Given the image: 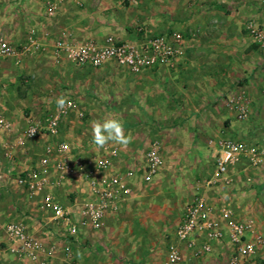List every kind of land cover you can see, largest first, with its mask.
I'll use <instances>...</instances> for the list:
<instances>
[{"label": "crops", "instance_id": "obj_1", "mask_svg": "<svg viewBox=\"0 0 264 264\" xmlns=\"http://www.w3.org/2000/svg\"><path fill=\"white\" fill-rule=\"evenodd\" d=\"M78 2H81V6L77 5ZM164 2L162 5L158 0H149V20L156 19L154 17L159 12L158 7H163L171 27L181 30L187 38L185 52L173 66L158 65L133 74L112 62L89 72L81 66L71 64L64 57L57 59L55 54L54 43L59 39L79 43L94 40L102 43L107 36H114L121 42L139 38L137 31H129L132 9L125 8L117 0H0V38L8 39L6 42L15 46L24 43L32 31H36L39 36L45 35L44 48L38 53H47V57L54 62L58 69L56 82L65 81L66 85L60 87L58 93L66 94L62 97L73 99L79 111L85 110L92 117L86 124H81L76 118L77 113L73 112L63 122L62 138H25L24 120L22 123L17 120L22 103L17 104L19 99L14 100L9 96L3 81L6 79L17 82L15 67L41 69L43 58L41 55L33 56L37 53L20 58L0 57V115L11 127L10 132L0 135V223L22 222L46 246L56 245L57 252L50 264H70L63 255L66 241L55 225L49 223L50 213L41 208L43 195L32 196L12 176V173H24L37 166L46 145L67 141L76 157L100 154L101 149L97 150V146L92 143L91 126L94 121L103 122L106 119L119 120L125 135L131 136V143L126 148L114 143L108 144L116 147L119 153L108 174L134 167L137 172L131 180L133 196L117 212L106 215V227L102 228L103 231L84 229L70 243L73 264H121L124 252L112 247L116 239L120 238L119 229L122 230L125 220L133 219L135 215L143 183L139 168L146 152L154 143L159 144L161 156L165 159L197 157L204 167L203 174L206 175L210 173V165L216 155V151L208 144L210 140L230 135L238 136L240 140L249 136L247 139L258 138L264 141V132H259V135L248 132L246 135V131L238 130V120L228 105L229 98L240 94L234 93L233 88L235 80L240 81L238 76L242 75V57L236 44L242 41L246 45L254 44L246 37L239 39L236 36L239 26L232 12L231 0ZM146 3L147 0H139L136 6L138 13L143 11ZM51 5L55 7L52 15L48 13ZM150 28L159 29L155 25ZM151 29H148L150 33L160 34ZM244 58L245 64L250 63L251 60H247L246 55ZM109 65H115L121 70H108ZM244 67L247 68L246 65ZM244 71L246 79L243 81L254 85L252 70ZM112 79L118 81L114 93L108 86ZM261 88L259 85L258 89L253 90L249 86V95L244 93L250 101L248 117L253 107L250 96L263 97ZM111 110L113 112H109ZM12 112L17 114L15 119L11 117ZM73 115L75 118H72ZM20 139L23 140L21 143ZM162 168L163 171L167 169L164 160L160 171ZM214 170L215 168L209 177L203 179L205 183L212 178ZM258 182L260 185L256 190L264 187V162L259 166H249L242 160L232 167L220 184L207 186L202 183L197 188H201V194L211 207L227 204L234 210L235 220L245 221L252 218H241L240 215L242 211L249 214L252 212L255 203L253 198L256 196L252 187ZM52 192L64 204L70 203L74 197L90 199L86 184L70 180ZM253 221L256 226V221ZM170 236L171 234L166 238L169 239ZM82 244L93 248H82ZM223 250L229 249L216 245L210 254L201 258L212 260L215 256L219 259L225 255ZM0 264L39 263L30 259H18L13 255L9 251V240L0 228Z\"/></svg>", "mask_w": 264, "mask_h": 264}, {"label": "built area", "instance_id": "obj_2", "mask_svg": "<svg viewBox=\"0 0 264 264\" xmlns=\"http://www.w3.org/2000/svg\"><path fill=\"white\" fill-rule=\"evenodd\" d=\"M117 1L121 4H135L138 0ZM77 5L81 6V2ZM261 6L264 9V0H261ZM54 9L51 5L48 13L52 15ZM137 33L140 37L129 42H121L114 36H107L102 43L59 39L54 43L56 58L64 57L73 65L93 68L112 62L138 74L158 65L173 66L185 52L187 38L180 31L152 34L146 27L138 26ZM44 36L32 31L19 47L0 41V57L20 58L41 52ZM246 38L264 48V19L248 20ZM66 100L71 102V107L64 110H59L57 104L51 110L40 101V115L28 117L24 137L59 138L63 122L73 112L82 118L84 113L77 109L76 102L73 99ZM228 105L238 121L248 118L250 101L244 93L229 98ZM10 130V123L0 115V135ZM19 141L21 143L23 140ZM208 144L216 151V155L214 174L206 181L207 186L220 184L239 161L245 160L249 166H259L264 162V148L243 140L220 138L210 140ZM118 155L116 147L107 145L101 149L100 154L76 157L72 146L67 141H60L56 145L48 144L44 147L37 166L24 173H12L17 184L25 187L32 196L43 195L41 208L50 213L49 223L55 225L66 241L63 255L67 261L72 257L71 239L84 229H102L106 215L117 212L134 194L131 182L137 172L134 167L108 174ZM162 164L159 144L154 143L139 168L142 171V182L151 183L159 174ZM67 180L86 184L90 199L74 197L68 204L57 200L52 191ZM0 228L9 240V251L18 259L50 264L55 257L56 245L46 246L24 223H0ZM216 245L226 246L231 251L227 256V264H246L263 247L264 237L256 231L253 219L235 220L234 210L229 205L211 207L203 194L198 192L175 232L169 237L163 264L193 263L203 255L210 254Z\"/></svg>", "mask_w": 264, "mask_h": 264}, {"label": "rangeland", "instance_id": "obj_3", "mask_svg": "<svg viewBox=\"0 0 264 264\" xmlns=\"http://www.w3.org/2000/svg\"><path fill=\"white\" fill-rule=\"evenodd\" d=\"M189 1L191 3L194 0ZM231 2L233 3L232 12H234L239 26L236 36L239 39L245 38L246 24L248 20L251 18H257L260 21H263L264 19V9L261 6V0H231ZM148 3L149 0H147L143 11L140 13L136 10L139 0L135 4H122L125 8L132 9L130 11V21L132 22L129 26L130 32H133V30L136 32L138 26L151 29L150 26L152 25H155L157 29L159 27L158 30L151 29L152 32L156 33L177 30L181 32V30L175 26L171 27L172 24H169L170 20H167L168 18L166 19L167 16L163 11V7H158L159 12H157L156 17H154L156 19L150 21L149 12L151 9H149ZM158 3L163 5L165 2L164 0H158ZM152 21L155 23L153 24ZM34 32L37 33L36 31ZM0 40L9 41L6 38H0ZM22 44L20 43L15 46L19 47ZM254 44L249 43L246 45L243 44V41L236 44V48H238L240 51L238 52L242 57L240 63V66H242L240 67L242 75L238 76L240 81L235 80V86L233 87L234 93L242 92L249 95V86L254 90L258 89L260 85L262 87L261 89H263L262 94L264 95V48H261L258 45L255 46ZM39 55L43 58L41 69L27 68L25 66L23 68L15 67V77L17 82H12L6 79L3 81V84L6 86L5 91L10 94L8 95L13 97L14 100L18 98L19 101L17 104L22 103L17 120H21V123L24 120L25 128L28 117H38V115H40L41 110L38 109V103L40 101L49 109L53 110L57 99L66 95L58 93L60 87H64L66 84L65 81H60L59 83L56 82V80H58V69L55 67L52 59L47 57V53L45 52L37 53L33 56ZM244 55H246L247 60H251L250 63L245 64ZM244 65H246L247 68H245ZM81 68L89 70V72L96 70L90 67ZM244 69L252 70V76L255 78L254 85H248L247 81H243L246 79V72ZM108 70L116 72V70L120 71L121 69L115 65H109ZM117 85L118 81L116 79H112V82L108 84L109 89H111L113 93L116 92ZM250 99L253 101L250 116L245 121H237L236 124L238 130L241 132L246 131V135H248V132H253L254 134L259 135V132H264V96L261 97L260 95H256L255 97L254 95L252 97L250 96ZM81 111L84 113V116L82 118L76 116V118L79 123L86 124L92 117L87 111ZM109 112H113V110ZM11 115V117L15 119L17 114L12 112ZM72 118H75L74 115ZM10 120L13 121L12 118H10ZM63 131L62 124L59 135L61 138L63 137ZM223 137L238 140L241 139L238 136L230 135H223ZM247 138H249V136ZM247 138L243 139V141L253 145L264 146V141H260L258 138ZM162 159L164 160L167 169L163 171L162 168V171L159 172L151 183H147L146 185L141 183L142 189L139 191L140 197L135 207V215L133 219L125 220L124 225H122V230L119 229L120 238L116 239L118 242L116 241L112 248L124 252V256L120 259L121 264L164 263L169 241L166 236L175 232L195 195L198 192L201 193V188L197 187L202 183H205L203 179L209 177L210 173H212L215 168L213 159L210 165V173L204 175V167L197 157ZM258 185H260V182L255 183L252 187V190L254 191L252 192L256 195L255 198H253L255 203L252 207V212L249 214L247 211H242L240 217H250L254 219L256 221V231L264 237V187L262 186V189L256 190ZM105 227L106 225L103 228ZM88 246L91 247L90 245L84 246V244H82L81 247L86 249ZM223 251L225 252V255L219 259L215 256H213L212 260L199 258L192 264H227V253H230L231 251ZM73 260L72 255L68 263L73 264ZM246 264H264V245L257 251L252 259H249L248 262H246Z\"/></svg>", "mask_w": 264, "mask_h": 264}, {"label": "clouds", "instance_id": "obj_4", "mask_svg": "<svg viewBox=\"0 0 264 264\" xmlns=\"http://www.w3.org/2000/svg\"><path fill=\"white\" fill-rule=\"evenodd\" d=\"M59 110L71 107V102L63 97L56 101ZM35 132V130H33ZM92 143L97 150L105 148L109 143L127 147L131 143V136H126L122 123L117 119H106L103 122L94 121L91 126Z\"/></svg>", "mask_w": 264, "mask_h": 264}]
</instances>
